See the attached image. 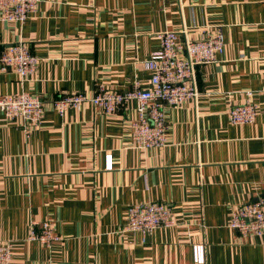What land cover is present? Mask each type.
I'll use <instances>...</instances> for the list:
<instances>
[{
	"label": "crops",
	"instance_id": "obj_1",
	"mask_svg": "<svg viewBox=\"0 0 264 264\" xmlns=\"http://www.w3.org/2000/svg\"><path fill=\"white\" fill-rule=\"evenodd\" d=\"M215 28L223 53L197 68L195 101L165 109L162 147L132 146L134 102L111 115L45 105L28 137L0 112V243H11V264H191L196 244L205 264H264V235L227 226L234 209L264 196V0H41L23 26L0 21V57L22 41L38 59L22 82L0 64V96L150 91L143 63L159 33L199 40ZM247 92L255 121L231 125L228 108ZM138 202L169 205L175 225L125 232ZM43 222L62 238L50 249L27 241Z\"/></svg>",
	"mask_w": 264,
	"mask_h": 264
},
{
	"label": "built area",
	"instance_id": "obj_2",
	"mask_svg": "<svg viewBox=\"0 0 264 264\" xmlns=\"http://www.w3.org/2000/svg\"><path fill=\"white\" fill-rule=\"evenodd\" d=\"M41 0H0V21L23 26L36 12ZM160 49L152 53L143 63L152 72L150 91H142L135 85L121 92L98 90L91 96L83 93L63 95L50 101L21 92L11 96H0V112L9 121H21V130L28 137L41 123L45 105L62 116L67 110L80 111L85 104L98 108L105 115L114 114L128 102H134L137 119L132 122V146L140 150L162 147L166 142L167 122L165 109L179 108L187 101H195L199 96L197 68L217 61L224 50V36L221 28L212 29L199 40H181L180 33L165 31L157 35ZM2 70L14 71L20 82L37 70L38 59L22 41L10 45L0 57ZM247 92L242 104L228 108L231 125L254 123L257 107ZM111 156L106 157L105 169L111 170ZM175 225L174 215L169 205L160 202H138L127 209L123 230L139 233L143 237L158 228ZM228 228L245 237L264 235V196L254 203L234 209L227 224ZM61 236L52 225L43 222L31 225L27 241L38 242L50 249L61 241ZM0 264H11V243H0ZM205 264L204 246H192V263Z\"/></svg>",
	"mask_w": 264,
	"mask_h": 264
}]
</instances>
